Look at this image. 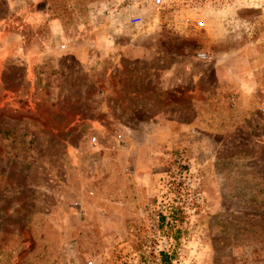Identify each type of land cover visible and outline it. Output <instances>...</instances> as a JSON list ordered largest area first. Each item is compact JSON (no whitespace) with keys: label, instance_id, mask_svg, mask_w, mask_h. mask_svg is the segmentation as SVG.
<instances>
[{"label":"rangeland","instance_id":"obj_1","mask_svg":"<svg viewBox=\"0 0 264 264\" xmlns=\"http://www.w3.org/2000/svg\"><path fill=\"white\" fill-rule=\"evenodd\" d=\"M0 264H264V0H0Z\"/></svg>","mask_w":264,"mask_h":264},{"label":"crops","instance_id":"obj_2","mask_svg":"<svg viewBox=\"0 0 264 264\" xmlns=\"http://www.w3.org/2000/svg\"><path fill=\"white\" fill-rule=\"evenodd\" d=\"M102 51L105 52V54L108 53V49L106 50L105 47H103ZM94 52H95L94 50L91 51L89 49L85 53L86 56H85V59L83 60L82 64H85V69H87V70L89 69V67L93 63L92 61H93V57H94L93 56ZM68 53H71V50H70V52H59V51L53 52L52 54H53L54 67H56V68L64 67L63 61H66L64 59L66 56L69 55ZM232 62H233L232 59H230L229 57L227 58V56H225V57H219V59H217V61L213 63L211 68H212V73L216 79L215 80L216 84L218 85V87L224 85L227 88L228 84L225 81H230V80L234 81L233 82L234 84L236 83V84L241 86L240 91L243 94V96H245L244 98H245L246 103H251L252 100L247 99L248 95H249L248 91H249L251 85H250L249 81L246 80V78L242 74H240V73L237 74V70H235L236 67L232 65ZM207 71H208V69L205 68V69L197 72L196 74L192 75L194 82H196V80L199 79L200 76H204L207 73ZM229 84H230V82H229ZM193 91L195 92V90H193ZM226 96H227V94H226ZM229 99H231V98H229ZM243 107L246 108V106H243ZM252 110H253V108H252ZM190 127L191 126H183L182 129H185L187 131L186 135L189 134L188 128H190ZM191 128H193V127H191ZM167 129L170 131L169 126H165L163 124L156 126L155 127V136H156V133H158V132H159V135H160V132L165 133ZM168 136H170L169 137L170 139L172 138L171 134H169ZM199 137H201V136H199ZM167 140H165V141L167 142Z\"/></svg>","mask_w":264,"mask_h":264},{"label":"built area","instance_id":"obj_3","mask_svg":"<svg viewBox=\"0 0 264 264\" xmlns=\"http://www.w3.org/2000/svg\"><path fill=\"white\" fill-rule=\"evenodd\" d=\"M153 4L155 5H160V3L162 2V0H152ZM200 57H204L203 54H198ZM92 140H94V137L91 138ZM90 263V262H89Z\"/></svg>","mask_w":264,"mask_h":264},{"label":"trees","instance_id":"obj_4","mask_svg":"<svg viewBox=\"0 0 264 264\" xmlns=\"http://www.w3.org/2000/svg\"><path fill=\"white\" fill-rule=\"evenodd\" d=\"M160 219H161V221L164 219V216L163 215H160Z\"/></svg>","mask_w":264,"mask_h":264}]
</instances>
